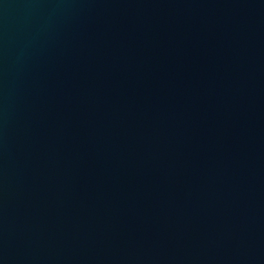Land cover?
I'll return each instance as SVG.
<instances>
[{"label": "water", "instance_id": "95a60500", "mask_svg": "<svg viewBox=\"0 0 264 264\" xmlns=\"http://www.w3.org/2000/svg\"><path fill=\"white\" fill-rule=\"evenodd\" d=\"M0 264H264V0H0Z\"/></svg>", "mask_w": 264, "mask_h": 264}]
</instances>
